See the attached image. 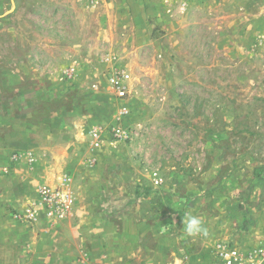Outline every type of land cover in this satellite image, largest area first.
I'll return each instance as SVG.
<instances>
[{
    "label": "rangeland",
    "instance_id": "374dc122",
    "mask_svg": "<svg viewBox=\"0 0 264 264\" xmlns=\"http://www.w3.org/2000/svg\"><path fill=\"white\" fill-rule=\"evenodd\" d=\"M116 68L129 74L123 99L108 81ZM114 127L129 137L111 139ZM44 187L133 195L129 238L161 264L176 247L183 263L208 264L219 240L264 236V212L246 215L264 204V0H0V222L16 229L18 259L27 241L44 250ZM154 195L206 234L134 204Z\"/></svg>",
    "mask_w": 264,
    "mask_h": 264
},
{
    "label": "crops",
    "instance_id": "0c3cea01",
    "mask_svg": "<svg viewBox=\"0 0 264 264\" xmlns=\"http://www.w3.org/2000/svg\"><path fill=\"white\" fill-rule=\"evenodd\" d=\"M61 146L60 149H64ZM44 149H57L54 145L44 146ZM255 168V173L258 172ZM53 173H48L44 177V186L53 184L52 181L55 180ZM62 181L64 182L63 178ZM152 186V179H151ZM157 187V186H154ZM63 193V192H62ZM65 194V193H64ZM68 195V194H67ZM69 196L70 205L69 212L65 220L54 221L48 216L44 211V223L40 228L44 230V250H41V245L39 240L27 241L24 245H21L22 249L25 250V254L21 256L20 259L17 258L18 247H16L17 232L16 229L7 227L0 222V264H36L34 261L37 259L38 253L43 256L44 264H161L162 259L154 253L152 257L143 259L139 258L136 251L141 248L137 243L139 240L136 238L135 243L129 238L132 234L133 218H130V211L132 207L130 203L135 202L134 196H126V198L120 199L119 201L115 196H106L102 200L98 195H79V196ZM137 202L134 203L139 207L147 216H151L153 219L156 218L160 212L164 217L158 220V223L162 220L163 224L173 223V227H176V223L180 219L185 218V214L182 213V217L179 216V212L166 209L164 204L166 201H160V197H142L137 196ZM147 198V199H145ZM164 200V199H162ZM169 202L183 201L179 199L176 194L169 197ZM175 204V203H174ZM262 207L248 210L246 209L247 216L253 217V214L257 217L259 214L264 212V204ZM175 206V205H172ZM168 208H171L169 205ZM133 212H136L132 210ZM255 211V212H254ZM259 212L258 215H256ZM43 215V214H41ZM258 218V217H257ZM159 219V218H158ZM167 219V220H166ZM182 220V221H183ZM181 221V223H182ZM161 222V223H162ZM167 222V223H165ZM68 223L75 233V240L66 239L64 235V224ZM161 225V224H160ZM157 226L151 229L152 233L155 231H160L161 227ZM258 228V225H257ZM216 230H220V227ZM185 233V231H182ZM259 232V229H257ZM83 234V237L80 236ZM226 233V232H225ZM136 234L144 236L145 232L142 230L140 233L136 231ZM8 236L12 239L6 240ZM263 236V235H258ZM203 242V236H201ZM256 237V238H257ZM21 238V237H20ZM225 238V237H224ZM142 239H140L141 241ZM227 239H223L225 241ZM241 242V238L235 237V241ZM220 241V240H219ZM218 241V242H219ZM217 243V242H216ZM245 243V241H244ZM215 245V243H214ZM213 245V246H214ZM212 246V248H213ZM144 246L141 248L143 249ZM175 250L168 251V257L170 260L168 264H185L183 260L177 258L180 254L177 253V247ZM13 251H16L14 254ZM132 251V253H131ZM136 253V254H135ZM134 254V256H133ZM212 250H211V260H212ZM134 259L136 261H131ZM210 260V262H211ZM209 262V263H210ZM208 263V264H209Z\"/></svg>",
    "mask_w": 264,
    "mask_h": 264
},
{
    "label": "built area",
    "instance_id": "2783aa9c",
    "mask_svg": "<svg viewBox=\"0 0 264 264\" xmlns=\"http://www.w3.org/2000/svg\"><path fill=\"white\" fill-rule=\"evenodd\" d=\"M72 70L66 71L71 75ZM109 84L119 98H125L128 94L129 74L123 69H114L110 75ZM111 139L126 140L129 135L121 127H114L109 132ZM92 143L95 148H101L104 139L100 131L95 130L92 134ZM154 186H161L162 178L156 173L151 175ZM41 203L44 211L54 221L63 220L68 212L70 200L67 194L50 191L47 187L41 190ZM212 260L209 264H264V236L251 241H219L212 248Z\"/></svg>",
    "mask_w": 264,
    "mask_h": 264
},
{
    "label": "clouds",
    "instance_id": "9594fccd",
    "mask_svg": "<svg viewBox=\"0 0 264 264\" xmlns=\"http://www.w3.org/2000/svg\"><path fill=\"white\" fill-rule=\"evenodd\" d=\"M182 224L184 231L188 235H197L200 233L206 234L202 218L197 215H193L191 211L185 213V218L182 221Z\"/></svg>",
    "mask_w": 264,
    "mask_h": 264
}]
</instances>
